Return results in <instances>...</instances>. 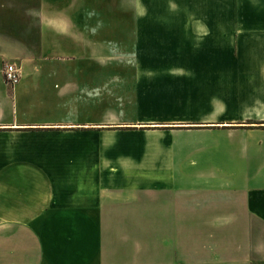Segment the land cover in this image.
I'll return each mask as SVG.
<instances>
[{
    "label": "crops",
    "instance_id": "crops-1",
    "mask_svg": "<svg viewBox=\"0 0 264 264\" xmlns=\"http://www.w3.org/2000/svg\"><path fill=\"white\" fill-rule=\"evenodd\" d=\"M40 10L35 51L0 39L21 70L12 87L0 66V264H167L143 247L119 253L102 227L133 221L160 196L174 225L173 246L161 251L173 256L168 264H264V23L251 29L252 88L243 83L232 97L229 72L213 66L133 70L131 112L98 113L101 68L86 63H213L214 55L192 53L161 24L87 23L85 0H40ZM118 37L123 46L103 44ZM238 120L254 129L224 132ZM147 132H161L157 150Z\"/></svg>",
    "mask_w": 264,
    "mask_h": 264
},
{
    "label": "rangeland",
    "instance_id": "rangeland-1",
    "mask_svg": "<svg viewBox=\"0 0 264 264\" xmlns=\"http://www.w3.org/2000/svg\"><path fill=\"white\" fill-rule=\"evenodd\" d=\"M86 22L116 24L123 28L127 23H149L160 25L165 34H175L170 38H177L187 45V50L202 55H214L215 62L192 63H92L94 69L101 68V76L98 79L101 85V106L98 113L104 111L131 112L133 109L130 100L131 90L125 93L127 87L133 85V70L144 71H185L204 70L213 66V71L229 72V93L233 97L242 91L239 87L243 83L252 88L254 81L253 60V24L264 23V9L260 8L263 0H258V6H254L255 0H85ZM257 2V0H256ZM40 0H0V39L11 42L20 39L35 51V45L39 40ZM167 31H166V30ZM103 34H110L103 32ZM112 35L120 36L122 31H112ZM178 36V37H177ZM181 38V39H180ZM166 39V38H165ZM109 40V38H108ZM103 39V44L123 46L124 40L114 38ZM167 41H169L167 39ZM121 42V43H120ZM116 43V44H115ZM30 49V48H29ZM14 50L12 46H1L0 53L6 56L0 60V66L4 69L8 64H14L10 54ZM119 47V55L124 54ZM28 52H30L28 50ZM32 53V52H31ZM113 53V51H112ZM9 54V55H8ZM34 54V53H32ZM230 55V58H225ZM224 57V60L222 58ZM260 65V64H259ZM258 65V66H259ZM17 67V66H16ZM191 68V69H190ZM2 69V71H3ZM210 69V68H209ZM122 71L120 75L108 77L109 71ZM3 73V72H2ZM117 73V72H115ZM241 76V78H238ZM88 79V78H87ZM86 79V80H87ZM127 80V82H125ZM122 82L127 83L123 85ZM251 91L253 89H245ZM121 111V110H119ZM103 115V114H102ZM251 120L231 122L230 125H242L224 127L227 134H241L253 130L246 125ZM245 125V126H243ZM188 129L203 128H142V130H161L166 134H187ZM219 130V128H210ZM264 129V128H263ZM151 149L157 150L161 142V132L146 133ZM230 145H234L231 144ZM167 156V154H161ZM237 166L231 161V166ZM172 201V200H170ZM161 196L159 202L150 200L149 209L143 208L142 213H134L133 221L102 224L105 242L112 248H121L119 253L128 252L131 247H143L149 249L150 255H159L161 263L172 261V255L161 253L162 247L173 246V217L161 215ZM158 204V205H157ZM165 207V206H164ZM129 218V217H128ZM130 219V218H129ZM170 237V238H169ZM169 238V240H168ZM154 250H157L154 251ZM166 261V262H165Z\"/></svg>",
    "mask_w": 264,
    "mask_h": 264
},
{
    "label": "built area",
    "instance_id": "built-area-1",
    "mask_svg": "<svg viewBox=\"0 0 264 264\" xmlns=\"http://www.w3.org/2000/svg\"><path fill=\"white\" fill-rule=\"evenodd\" d=\"M2 72L4 81L12 87L21 80V70L14 64L6 65Z\"/></svg>",
    "mask_w": 264,
    "mask_h": 264
}]
</instances>
